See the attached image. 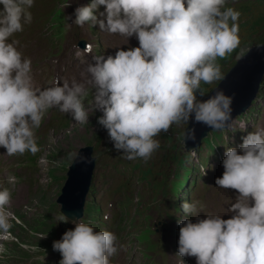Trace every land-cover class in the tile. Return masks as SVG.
I'll return each instance as SVG.
<instances>
[{
    "label": "clouds",
    "instance_id": "1",
    "mask_svg": "<svg viewBox=\"0 0 264 264\" xmlns=\"http://www.w3.org/2000/svg\"><path fill=\"white\" fill-rule=\"evenodd\" d=\"M32 4L0 0V147L7 156L39 151L35 130L52 108L87 124L86 84L93 89L95 109L103 113L97 122L123 159L147 162L160 147L156 137L173 125L193 121L214 131L230 126L233 97L216 90L202 99L201 87L224 78L217 58L240 45V12L225 7L226 0H91L75 9V25L98 24L110 34L135 36L139 47L119 50L115 57L94 56L86 84L61 86L57 80L43 89L34 86L31 60L17 50V41L9 42L31 23ZM101 6L102 19L96 15ZM187 139L195 141V129ZM242 140L238 148H226L223 174L215 180L219 188L238 193L231 218L179 220L180 257H195L196 264H264V129ZM189 152L196 156V150ZM7 181L14 185L16 177L10 174ZM10 203L11 191L0 189V228L9 226ZM182 209L196 211L187 202ZM57 219L75 225L53 242L59 264H110L117 255L114 233L96 231L81 218L70 221L62 211Z\"/></svg>",
    "mask_w": 264,
    "mask_h": 264
},
{
    "label": "rangeland",
    "instance_id": "2",
    "mask_svg": "<svg viewBox=\"0 0 264 264\" xmlns=\"http://www.w3.org/2000/svg\"><path fill=\"white\" fill-rule=\"evenodd\" d=\"M253 3V6L246 11L244 15L239 18V37H240V45L239 47L231 54L227 55L225 58L218 59V63L221 65V71L223 77L227 76L230 69L236 66L239 61L244 58L247 54L251 52L253 48L257 47H264V0H249ZM79 4L83 2V0H77ZM54 28L53 34L57 37H60V32L62 29V25L64 22V17L61 14H56L54 17ZM248 23V27L247 26ZM241 24H244V28H241ZM37 47L39 51H43V44L38 39L36 41ZM73 49L68 44L64 50L61 52V55L58 57V61L61 63L63 61H67L72 58ZM223 80V79H222ZM222 80L216 81L213 84H210L211 91L216 88ZM262 87L264 89V79L262 83ZM209 94V93H208ZM260 94V92H259ZM264 94V90H263ZM262 95V94H261ZM208 96V95H207ZM206 96V97H207ZM204 97V98H206ZM203 98V99H204ZM84 106L88 111V115L91 118L90 121L86 124H79L74 120L63 129L57 131L53 136H49L48 140L46 141L45 145L41 149L42 157L44 160L52 161L54 164H63V166H69L73 160L77 158V153L81 148L90 147L88 140L92 138L93 133L95 131L101 133H107V130L104 129L100 124H98V118H100L103 113L95 109L94 104V94L91 92L87 96L83 98ZM187 123H182L180 125H173L167 133L160 134L156 137L160 141L159 149L152 155L151 159L147 161V165L149 166L148 169L151 171L150 175H155L157 172L168 175L170 173V166L172 165V161L174 156H176L181 151V146H183L182 142L184 140L183 131L186 127ZM47 144V145H46ZM59 149L61 151L62 159H53L52 155H48V151L52 148ZM177 157V156H176ZM64 162V163H62ZM173 168V167H172ZM141 177L138 175L133 180V185H139ZM145 185L151 191L152 195H157L159 191V184L152 180L147 179L144 181ZM206 187L205 184H202L200 187L196 188L198 195L201 193ZM61 189V188H60ZM57 189L55 192L57 193ZM59 195V193H58ZM57 194H51L40 196L37 199V202L40 203V199L48 204L50 208L56 200L54 198ZM222 201H217L215 204V208H218L220 205L224 203L227 199L226 197L222 196ZM40 200V201H39ZM58 202V201H57ZM48 212V208H44L43 205L39 207L37 212L31 213L33 218L36 215H42V213ZM31 216L29 217L28 221L30 220ZM43 219L42 221H44ZM34 225V223H31Z\"/></svg>",
    "mask_w": 264,
    "mask_h": 264
},
{
    "label": "water",
    "instance_id": "3",
    "mask_svg": "<svg viewBox=\"0 0 264 264\" xmlns=\"http://www.w3.org/2000/svg\"><path fill=\"white\" fill-rule=\"evenodd\" d=\"M246 56H244V58H242L239 61V63L236 64L235 67L230 69L227 76L224 77L223 79L224 81L221 82V84L223 83V85L227 87V90L224 91L225 95L227 96H230V94H232L233 91L237 89V87L240 86L241 84H245V83L249 84L250 82L253 83L250 92L248 93L247 96H245V98L239 104L236 102L235 98L233 99V102L236 103L234 105L235 107L233 106L234 108L232 113L233 115L237 114L240 111H243L244 108L250 104L252 99L255 97L257 90L259 91L258 89L259 84H261L264 78V47L261 46V47L253 48L251 52ZM246 58L249 59V61H246L245 60ZM221 84L218 85V88L215 89V91L221 90L219 89V86ZM223 85H221V87ZM215 91L210 93L209 96L213 94ZM191 123H192V127L190 124L189 128H187L185 131L186 133L188 132L187 137L191 129H193V126L198 125V123H194L193 121ZM209 129L211 128H208L207 130L198 133L195 136V141H191L186 138V141L188 140L187 143H185L187 147L197 145L200 139L207 136V132L209 131ZM87 157H85V168H82L81 165L75 167V164L70 168V172L68 174L69 179L65 187L66 189L65 188L63 189V195L59 200V202L62 203L63 205L62 211L73 219L80 216V209H81L83 197L90 184V176L93 169V159ZM72 195H74V197L76 198L75 200L76 207H74V210L77 212L79 211L78 213H76L75 216L71 215V213L68 211L67 208V206H69V200ZM63 202L67 206L64 205Z\"/></svg>",
    "mask_w": 264,
    "mask_h": 264
},
{
    "label": "bare ground",
    "instance_id": "4",
    "mask_svg": "<svg viewBox=\"0 0 264 264\" xmlns=\"http://www.w3.org/2000/svg\"><path fill=\"white\" fill-rule=\"evenodd\" d=\"M247 57V56H246ZM252 82H250L249 84L248 83H245V84H241L240 86H238L237 87V89H235L234 91H233V93L232 94H230V97H233V99L235 98V100H236V102L239 104L244 98H245V96H247L248 95V93L250 92V90H251V87H252ZM220 89L221 90H223V91H226L227 90V87H225L224 85L222 86V87H220ZM228 92V91H227ZM215 93V92H214ZM214 93L212 94V95H214ZM236 103L235 102H233V104H232V109H234L233 108V106L235 105ZM235 107V106H234ZM232 113H233V111H232ZM192 121H189V122H187V125H188V123H191ZM186 125V126H187ZM197 126H199V125H195V126H193V129H195V130H201V132L203 131V130H207L209 127H207V126H205V125H203V124H200V128H196ZM191 127H192V123H191ZM186 128V127H185ZM185 128H184V131H186L185 130ZM184 131H183V134H184ZM190 131V130H189ZM188 133V132H187ZM187 133L185 132V143H187V141H186V138H187ZM191 147H194V146H191ZM191 147H188V148H191ZM75 167L76 166H82V168H85V153L84 152H82V153H80L79 154V156H78V158L75 160ZM73 164V165H74ZM66 189V188H65ZM64 194H65V191H64ZM63 204L64 205H66L64 202H63ZM67 206V205H66ZM71 207V208H70ZM67 206V208H68V211L70 212V213H73V212H75V210H74V206Z\"/></svg>",
    "mask_w": 264,
    "mask_h": 264
},
{
    "label": "trees",
    "instance_id": "5",
    "mask_svg": "<svg viewBox=\"0 0 264 264\" xmlns=\"http://www.w3.org/2000/svg\"><path fill=\"white\" fill-rule=\"evenodd\" d=\"M247 26H248V23H247ZM249 27V26H248ZM241 28L243 29L244 28V24H241ZM250 28V27H249ZM246 61H249V59H245ZM222 81H224V80H222ZM221 84V83H220ZM221 85H223V83L221 84ZM221 85L219 86V89H220V87H221ZM201 87L203 88V89H205V91H206V95L205 96H207V94L211 91V86L209 85V84H203L202 83V85H201ZM212 95V94H211ZM210 95V96H211ZM204 98V97H203ZM202 98V99H203ZM209 98V97H208ZM207 99V98H206ZM90 120H88V122H89ZM87 125V124H86ZM199 126H197L196 128H200V124H198ZM196 131H198V130H195V134H196ZM98 133H101L100 131L99 132H97V131H95L94 133H93V137L94 136H97V134ZM162 134H164V133H162ZM108 135V134H107ZM157 139V138H156ZM59 150V149H58ZM54 151H56V150H54ZM85 157H87V153L85 154ZM76 198L74 197V195H72L71 196V199H70V201H69V203H71V205L72 206H74V207H76Z\"/></svg>",
    "mask_w": 264,
    "mask_h": 264
}]
</instances>
